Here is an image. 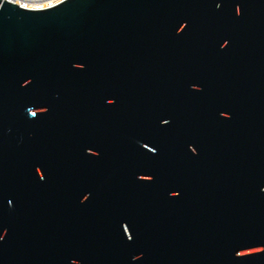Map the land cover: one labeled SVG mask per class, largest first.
Masks as SVG:
<instances>
[{
  "label": "water",
  "instance_id": "obj_1",
  "mask_svg": "<svg viewBox=\"0 0 264 264\" xmlns=\"http://www.w3.org/2000/svg\"><path fill=\"white\" fill-rule=\"evenodd\" d=\"M1 1L0 264H264V135L170 154L152 179L138 168L131 180L129 165L119 177L116 156L105 179L90 170L88 185L81 162L46 169L50 149L68 158L70 139L50 144L56 115L65 122L85 93L92 105L119 79L145 75L202 10L229 0H65L39 10ZM94 106L89 149L102 130Z\"/></svg>",
  "mask_w": 264,
  "mask_h": 264
},
{
  "label": "flooded vegetation",
  "instance_id": "obj_2",
  "mask_svg": "<svg viewBox=\"0 0 264 264\" xmlns=\"http://www.w3.org/2000/svg\"><path fill=\"white\" fill-rule=\"evenodd\" d=\"M173 46L174 54L149 60L145 75L136 72L119 79L101 101L91 105L87 92L85 101L68 106L65 122L59 123L56 115L50 144L56 146L63 136L70 139L64 151L68 158L59 159L57 148L50 149L46 169L54 172L64 166L73 171L78 166L75 162H81L78 167L88 185L90 170L97 169L105 179L109 170L105 162L116 156L112 168L119 177L129 165L131 180L138 168L152 179L154 169H166L170 154L198 156L209 151L208 142L215 148L218 139L234 146L233 140L240 136L262 137L264 0H229L202 10ZM94 105L101 113L102 130L99 148L89 149L96 135L89 132L90 123H96L89 116ZM160 142L161 149L155 148ZM154 153L162 154L156 167ZM78 154L82 157H73ZM123 155L130 156L126 157L129 164L122 165ZM141 156L146 157L143 167L138 165Z\"/></svg>",
  "mask_w": 264,
  "mask_h": 264
},
{
  "label": "built area",
  "instance_id": "obj_3",
  "mask_svg": "<svg viewBox=\"0 0 264 264\" xmlns=\"http://www.w3.org/2000/svg\"><path fill=\"white\" fill-rule=\"evenodd\" d=\"M4 1L17 4L26 9L39 10L53 7L65 0H2L1 2Z\"/></svg>",
  "mask_w": 264,
  "mask_h": 264
}]
</instances>
